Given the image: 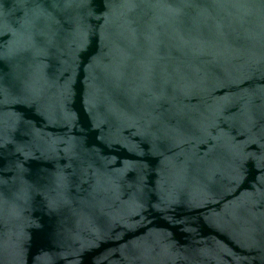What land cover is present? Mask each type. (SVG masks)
I'll list each match as a JSON object with an SVG mask.
<instances>
[{
	"label": "water",
	"instance_id": "obj_1",
	"mask_svg": "<svg viewBox=\"0 0 264 264\" xmlns=\"http://www.w3.org/2000/svg\"><path fill=\"white\" fill-rule=\"evenodd\" d=\"M0 264H264V0H0Z\"/></svg>",
	"mask_w": 264,
	"mask_h": 264
}]
</instances>
